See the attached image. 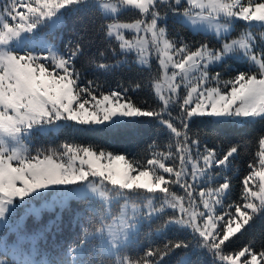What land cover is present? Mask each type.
<instances>
[{
    "label": "snow or ice",
    "instance_id": "snow-or-ice-1",
    "mask_svg": "<svg viewBox=\"0 0 264 264\" xmlns=\"http://www.w3.org/2000/svg\"><path fill=\"white\" fill-rule=\"evenodd\" d=\"M262 222L264 0H0V264H264Z\"/></svg>",
    "mask_w": 264,
    "mask_h": 264
},
{
    "label": "trees",
    "instance_id": "trees-1",
    "mask_svg": "<svg viewBox=\"0 0 264 264\" xmlns=\"http://www.w3.org/2000/svg\"><path fill=\"white\" fill-rule=\"evenodd\" d=\"M74 23H75L74 21L69 20L68 22L69 31L73 27ZM63 36L64 38H67L68 31H65L63 33ZM197 39H199V37H197ZM86 76L90 78L91 74L86 73ZM230 135H234V134H230ZM153 138H154L153 130L151 128H145L142 135L138 139L141 144H144L146 142H151V139ZM160 139L162 140V138ZM245 165H246V161H245ZM82 210H83V206L80 203L73 201L70 205V208L61 213V226H62L61 231L56 232L55 228H53L52 233H49L46 236V239L45 241H43V244L46 246H50L53 243V240H55L56 243L67 244L68 242L73 240L74 237L80 232L79 226L73 225V218L77 212H80ZM144 231H147V229L145 228ZM261 233H264V222L258 223L255 229L250 231L247 236L243 237L237 243L242 245L249 238H252V237H255L258 239Z\"/></svg>",
    "mask_w": 264,
    "mask_h": 264
},
{
    "label": "rangeland",
    "instance_id": "rangeland-1",
    "mask_svg": "<svg viewBox=\"0 0 264 264\" xmlns=\"http://www.w3.org/2000/svg\"><path fill=\"white\" fill-rule=\"evenodd\" d=\"M59 211V209L48 212L45 211L42 213L41 217L37 220V218L35 217H31L29 216L26 220H25V228L29 233H33L35 232L37 229H39L42 226H45L48 224L49 221L54 220V217L56 216V212ZM14 237L10 238L13 239ZM43 241H45V239L38 241L39 245L41 247L47 248L49 246H46L43 244Z\"/></svg>",
    "mask_w": 264,
    "mask_h": 264
}]
</instances>
